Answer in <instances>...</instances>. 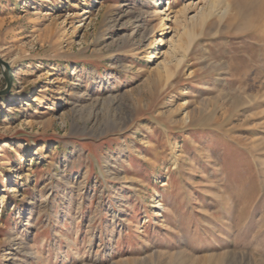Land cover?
<instances>
[{"label":"rangeland","instance_id":"rangeland-1","mask_svg":"<svg viewBox=\"0 0 264 264\" xmlns=\"http://www.w3.org/2000/svg\"><path fill=\"white\" fill-rule=\"evenodd\" d=\"M160 2L0 0V264H264V0Z\"/></svg>","mask_w":264,"mask_h":264},{"label":"bare ground","instance_id":"bare-ground-1","mask_svg":"<svg viewBox=\"0 0 264 264\" xmlns=\"http://www.w3.org/2000/svg\"><path fill=\"white\" fill-rule=\"evenodd\" d=\"M160 1H161L160 4H163V6L159 8L158 14H166V12L170 9L169 7H167V4L168 3L171 4V3H170V1L167 3L166 0H160ZM227 8H228V6H227ZM226 11H227V9H226ZM224 13H225V11H224Z\"/></svg>","mask_w":264,"mask_h":264},{"label":"water","instance_id":"water-1","mask_svg":"<svg viewBox=\"0 0 264 264\" xmlns=\"http://www.w3.org/2000/svg\"><path fill=\"white\" fill-rule=\"evenodd\" d=\"M0 64L3 65L6 69L9 70V64L7 62H5L1 57H0ZM11 81V78L10 77H7V82H8V86H9V83Z\"/></svg>","mask_w":264,"mask_h":264}]
</instances>
